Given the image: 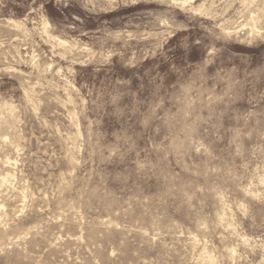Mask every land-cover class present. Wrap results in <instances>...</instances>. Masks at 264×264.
<instances>
[{"label": "rangeland", "instance_id": "rangeland-1", "mask_svg": "<svg viewBox=\"0 0 264 264\" xmlns=\"http://www.w3.org/2000/svg\"><path fill=\"white\" fill-rule=\"evenodd\" d=\"M0 264H264V0H0Z\"/></svg>", "mask_w": 264, "mask_h": 264}, {"label": "bare ground", "instance_id": "bare-ground-1", "mask_svg": "<svg viewBox=\"0 0 264 264\" xmlns=\"http://www.w3.org/2000/svg\"><path fill=\"white\" fill-rule=\"evenodd\" d=\"M183 2H184V0H183ZM185 3H187V2H185ZM185 3H184V4H185Z\"/></svg>", "mask_w": 264, "mask_h": 264}]
</instances>
